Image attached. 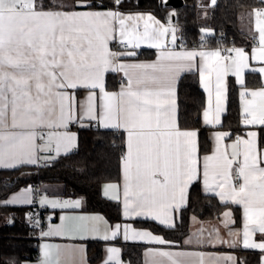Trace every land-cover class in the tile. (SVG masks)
Returning a JSON list of instances; mask_svg holds the SVG:
<instances>
[{"label":"snow or ice","instance_id":"1","mask_svg":"<svg viewBox=\"0 0 264 264\" xmlns=\"http://www.w3.org/2000/svg\"><path fill=\"white\" fill-rule=\"evenodd\" d=\"M114 3L119 5L121 0ZM215 3L216 0H212V4ZM49 4L46 6L44 0H0V168L35 165L41 160L47 162L62 153L68 154L77 146L76 134L68 130L74 121L88 119L104 128L123 129L127 133V151L122 158L125 218H151L174 227V213L186 206L191 187L202 179L204 192L214 193L222 202L242 208L243 247L264 251V150L257 146V133L250 131L247 138L237 137L230 146H223L229 134L217 132L215 148L211 155L203 157L201 166L198 132L180 127L175 90L179 73L192 70L196 57H200V82L208 93L204 123L220 124L226 100L224 77L231 71L244 89L240 92L242 123L264 126V85L256 90L248 89L244 78L249 59L264 62V0L252 10L259 47L253 48L251 57L242 48L229 49L234 56H222L219 50H164L169 33L175 45L177 29L161 24L151 15L69 10V5L56 3V0H49ZM76 7L88 5L84 0H73L71 8ZM129 21L133 23L129 25ZM140 21L144 22L143 31ZM116 24L120 44L135 49L147 43L161 50L157 60L118 63L121 57L136 53L110 49L109 42L116 39ZM251 71L264 75V67ZM108 72H122L126 78L119 92L106 91L105 74ZM77 89L87 91L85 101L78 106L79 111L75 98ZM247 96L251 99H246ZM53 150L55 156L51 155ZM108 189L115 192L118 185H106L105 196L109 195ZM111 199L119 200L120 196L113 194ZM32 202L31 188L5 201L6 204ZM40 204L53 208L80 207L78 200L61 202L47 197H42ZM224 215L229 217L231 213ZM60 221L41 235L83 240L90 234L93 238L98 236L101 223L108 225L100 215L61 216ZM121 231L125 241L170 243L151 232L119 223L108 225L100 238L114 239ZM216 231L217 242L228 243ZM255 233L261 234V242L253 241ZM192 242L189 238L185 244ZM235 243L230 246L234 247ZM108 252L105 264H123L118 258L120 249L113 247ZM77 253L80 264H87L82 245L45 243L41 246L39 264H75ZM206 255L199 251L149 249L145 253V264H221L222 260L237 264L232 256L206 259Z\"/></svg>","mask_w":264,"mask_h":264},{"label":"trees","instance_id":"2","mask_svg":"<svg viewBox=\"0 0 264 264\" xmlns=\"http://www.w3.org/2000/svg\"><path fill=\"white\" fill-rule=\"evenodd\" d=\"M50 6L49 0H44ZM88 7L117 8L121 11H151L164 21L172 22L180 34L185 46L236 45L246 42V33L240 25L241 15L260 5L259 0H216L209 22L203 26L198 20L197 0H184L180 7L166 5V0H121L119 5L114 0H84ZM59 3V0H56ZM73 4V0H71ZM173 10V15L170 11ZM214 30L206 36L202 29ZM143 53V52H142ZM142 53H140L142 55ZM153 52L148 54L152 55ZM262 85L260 77L248 73L246 86ZM107 86L116 88L117 81L112 74L108 76ZM227 112L223 117L222 128L232 134H242L245 126L242 123L240 107V87L233 77L228 83ZM206 96L200 85L196 72L184 74L178 84V121L181 128L199 130L200 153L209 152L211 140L207 127L201 123V114L205 107ZM260 145L264 147V127L260 130ZM124 144L120 132L94 127L79 130L78 148L56 159L37 166H22L11 170L0 171V264H22L25 260L39 257V240L29 235L25 214L30 207L3 204L12 192L30 182L54 183L65 185L68 196L81 197L84 210L100 211L111 222L123 219L121 204L106 198L102 184L106 181H117L121 174V153ZM228 204L210 194H206L198 181L190 189L188 204L179 213L175 227H166L153 220H134L136 226L149 228L163 234L167 239L181 242L189 233L190 219L196 215L201 219L211 220L219 217ZM237 219L240 212L235 209ZM103 252L102 243H90L88 256L91 263L97 262ZM123 256L131 264H143V246L129 244L124 248ZM239 264H259L257 255L249 254Z\"/></svg>","mask_w":264,"mask_h":264},{"label":"crops","instance_id":"3","mask_svg":"<svg viewBox=\"0 0 264 264\" xmlns=\"http://www.w3.org/2000/svg\"><path fill=\"white\" fill-rule=\"evenodd\" d=\"M66 5H69V10H76V11H101V12H103V11L112 10V11H119L124 16H128V15H132V16L151 15V16L155 17L156 20L160 21L161 24H164L165 26L171 25V27L176 28L172 22L162 20L161 18H159L156 14H154L151 11H121L117 8H100V7L71 8L72 4H66ZM213 6H214V4H212V0H197L198 20L203 26H205L209 22ZM259 6H261V5H258L257 7H259ZM170 13H171V15H173V10H171ZM132 23H133L132 21L128 22L129 25H131ZM143 23H144L143 21L139 22L141 31H143ZM240 25H241V28L243 29V31L246 33V42L242 43V44L230 45V47H231V49L242 48L249 55V57H251L253 48L259 47V33L256 32V30H255V17H254V15H252V10L248 11V12H244L241 15ZM154 26L158 27V25H154ZM116 28H117V32L115 33L116 39L111 40L109 42V47L112 51H114V48H113L114 43L119 42V34H118L119 25L118 24H116ZM202 32L206 36H210L214 33V30L211 28H208V27H203ZM176 37H177L176 43H175V45H173L171 43V33H169V35L165 41L166 48L164 50H172L175 52H183V51H197V52H199V51L219 50L221 52L222 56H229V55L234 56L235 55L234 52H231V54H229V55H224L223 54V47L225 45L224 46H221V45H217V46H209V45L185 46L182 44V38H181L180 34L178 33V31H176ZM251 37H255L256 41H251ZM138 50L141 51L140 53L143 52L142 55L140 53H137ZM124 51H134L136 53V55L135 56H123L117 61L118 63L141 64V63L155 62L157 60V57H158L159 52L161 50L156 49V48H151L147 45V43H142L139 48L120 49L119 52H124ZM150 52H153V54L148 56V54ZM225 63L230 65L229 61H225ZM194 64H195V67L192 70L181 71L179 73L178 78L175 81L177 119H178V110H179V106H178V84H179V80L186 73L196 72L199 75L198 69H199V66L201 64L200 57H196ZM260 67H264V62L249 59V68L245 69V73H244L245 84H246L247 74L248 73H255L260 77V79L262 81V85H264V75L260 74L259 72H252L251 71L252 68L259 69ZM109 74H112L115 77V80L117 81V87L116 88H109L107 86ZM230 77H233L234 81L236 82L235 76L232 75L231 71H229L228 75L224 77V85L226 88V100L223 103L224 111L221 112V114H220V121H221L220 124H216V125H206L204 123L203 112L208 107V93L205 91L204 87L202 86V84L200 82V85H201L203 91L205 92V96H206L205 107L202 111L200 119H201L202 125L204 127L208 128L209 137L211 140V149L209 152L201 154L200 148H199V156H200V160H201V166H202L203 157L205 155H211L214 148H215V145H216L215 134L217 132H225V133L229 134L228 136H226L224 138L223 146H230L232 143H234V141L237 137L247 138V133L250 131H254L257 133V146H258V148H260L261 150H264V147H262L260 145V139H259L260 138V130L264 126H261V125H244L243 124L245 126V131L242 134H232V131L230 129L221 127V125L223 123V117L227 112L228 89H229L228 83H229ZM199 79H200V76H199ZM125 82H126V78L124 77L122 72H108L105 74V88H106V91H108V92H119L121 85L124 84ZM214 84H215V74H213V96H212L213 107H215ZM236 84L240 87V90H239V96H240V92L243 91L244 89L237 82H236ZM261 86H258V87H248L247 86V88L251 89V90H256V89H259ZM69 91H72V90H69ZM86 96H87L86 90H84V89L75 90V98L77 101V110L78 111H79V108H78L79 104L85 101ZM246 99H251V97L247 96ZM99 103H100L99 91L97 90V105H99ZM240 107H241V113H242L243 102L241 100V97H240ZM94 122L95 121L84 119L82 122L74 121V122L69 124L68 130L70 132L75 133L77 136V146L71 152L75 151L78 148L79 130L94 127V128H98V129H108V130H115V131L120 132L122 135V140H123V144H124V153L126 154V151H127V147H126L127 133L123 129L104 128V127L99 126V124L95 125ZM178 123H179V121H178ZM82 124L84 126H82ZM182 129L196 130L198 132V145H199V130L197 128H182ZM228 151L229 152L231 151L230 147L228 148ZM40 155L46 156V155H49V153H41ZM51 155L55 156L54 150L51 152ZM61 155H64V154L62 153ZM50 161H52V160H50ZM47 162H49V161H47ZM41 163H45V161L41 160L38 164H35V165H33V164H21L15 168H6V169L0 168V171L1 170L16 169V168H19L22 166H37ZM199 182L201 183L202 189H203V180L201 179V180H199ZM109 184L118 185V189L115 190V192L112 189H108L109 195L105 196V194H104L105 186L109 185ZM123 185H124L123 163H122V159H121L120 179L117 181H106L102 184V187H101V191H102L103 195L108 199H111V196L113 194H118L120 196L119 200H114V201L120 202L123 219L121 221L111 222L108 219V217L100 211H86V210H84L83 199L81 197L68 196L65 193V185L63 183L54 182V183H41V184H39L38 189L41 193V198L47 197L49 200H59L61 202H63V201H77V200L80 201V207H78V208H53L50 205H44L46 208V219L48 222L47 223V229L44 232L48 231L50 226L59 225L61 223V221H60L61 216L100 215V216H103L104 219L108 221V225L114 226V225L119 223L123 226L124 224H130L136 230L151 232L153 235L159 236L162 239H164L170 243L164 244V245H159V244L149 243L147 241H141V240L125 241L123 239V232L122 231L120 234L117 235L116 238L109 239L106 241V240L101 239L100 237L105 234V231L107 230L108 225H104L103 223H101L99 225L101 231H100L99 235L96 236L95 238H93V236L91 234L88 236V238L83 239V240H79V239L70 240V239H68L66 237H62V236L43 237L41 235V238L39 239V249H40L39 257L35 260H25L22 264H39V261L41 258V246L45 243L54 244V245H61V246H63V245H82L84 248V260H86L87 264H105V261L108 259L109 255H110L108 252V249L113 248V247L120 249L118 258L123 261V264H131L123 256L124 248L129 244H141L143 246V264H145V259H146L145 253H147L149 249H160V250H164V251H173V252H176V251H193V252L199 251V252H204L207 254L206 259H208L209 257L224 258L227 256H232V257L236 258L237 264H239L241 262V259L244 256L246 258L247 255L254 254V255H257L259 264H264V251H262L260 249H251V248H244L243 247V244H242V240H243V210L240 206L233 205V204H231V202H222L220 200V198L218 196H216L214 193H210V192L206 193L205 192L206 194L216 196L220 200L221 203L228 204L229 206L221 213V215L219 217H217L215 219H211V220L201 219L196 215H192L191 219H190L189 233L187 234V236H185V238L181 242H177V241H172V240L167 239L161 233H156L149 228L136 226L134 224V220H153L151 218H145V217L125 218L123 216ZM28 188L32 189V201H34L35 189H33L31 186H29L27 184V185L19 188L18 190L12 192L6 199H4L2 201V203L6 204L5 201L10 200L13 196L18 195L19 193H21L22 190L28 189ZM65 197H68V198L65 199ZM41 198H40V200H41ZM111 200H113V199H111ZM32 203L31 204L12 203V204H6V205L30 207L32 205ZM235 209H238L240 212L239 219H237ZM180 211H181V209L178 212L174 213V227L177 224ZM226 212L231 213V215L229 217H225L224 213H226ZM153 221L159 223L160 225L166 226L164 224H161L159 221H156V220H153ZM166 227H169V226H166ZM216 230H218L219 237L222 238L223 240L227 241L228 243L221 244V243L217 242V240H216L217 231ZM230 232L232 233V235H229ZM237 232L240 233L239 236L235 235V233H237ZM109 235H110V233H109ZM189 238H191L193 241L191 245L185 244V241L188 240ZM261 238L262 237H261L260 233H255L252 237L253 241L257 242V243L261 242ZM197 240H199L200 243H197L196 242ZM233 241L236 242L234 247L230 246V244ZM99 242L102 243V245H103L102 256L97 262L91 263V261L89 260V256H88V245L90 243H99ZM74 260H75V264H80V254H78V253L75 254ZM221 264H232V262L222 260Z\"/></svg>","mask_w":264,"mask_h":264},{"label":"built area","instance_id":"4","mask_svg":"<svg viewBox=\"0 0 264 264\" xmlns=\"http://www.w3.org/2000/svg\"><path fill=\"white\" fill-rule=\"evenodd\" d=\"M251 41H256L255 37H251ZM182 44L185 45L182 41ZM114 51L119 52L120 49H130L125 45L120 44L119 42L114 43ZM231 49L230 45H225L223 47V54L229 55L231 54L228 50ZM141 51L138 50L137 53ZM95 125L98 123L95 121ZM125 153H121L120 158L124 157ZM33 189H35V197L30 209L27 210L25 214L26 222L29 227V235L37 240L41 238V233L47 229V219H46V208L44 205L40 204L41 193L39 191V183L37 182H30L28 184ZM68 197H65L67 199ZM38 222V223H37Z\"/></svg>","mask_w":264,"mask_h":264},{"label":"water","instance_id":"5","mask_svg":"<svg viewBox=\"0 0 264 264\" xmlns=\"http://www.w3.org/2000/svg\"><path fill=\"white\" fill-rule=\"evenodd\" d=\"M184 4V0H167L166 5L173 6V7H180ZM174 18V14H173Z\"/></svg>","mask_w":264,"mask_h":264},{"label":"rangeland","instance_id":"6","mask_svg":"<svg viewBox=\"0 0 264 264\" xmlns=\"http://www.w3.org/2000/svg\"><path fill=\"white\" fill-rule=\"evenodd\" d=\"M59 3L71 4V0H59ZM86 3V2H85ZM87 4V3H86Z\"/></svg>","mask_w":264,"mask_h":264}]
</instances>
